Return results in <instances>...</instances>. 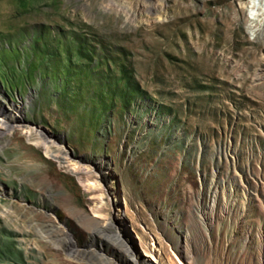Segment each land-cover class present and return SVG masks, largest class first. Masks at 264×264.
I'll return each instance as SVG.
<instances>
[{"label": "rangeland", "instance_id": "1", "mask_svg": "<svg viewBox=\"0 0 264 264\" xmlns=\"http://www.w3.org/2000/svg\"><path fill=\"white\" fill-rule=\"evenodd\" d=\"M262 47L264 0H0V264H264Z\"/></svg>", "mask_w": 264, "mask_h": 264}, {"label": "bare ground", "instance_id": "2", "mask_svg": "<svg viewBox=\"0 0 264 264\" xmlns=\"http://www.w3.org/2000/svg\"><path fill=\"white\" fill-rule=\"evenodd\" d=\"M242 3L245 4V0H242ZM240 11L243 12L244 9L242 8ZM243 42H244V40L239 39V37H237V36L236 37L233 36V38L230 37L229 34H226V30L225 29H221V31H220V37L219 38H216L215 43H216L217 46H220V47L223 46L224 47V49H223L224 51L222 53L225 54V56L219 57L218 58V61L219 62L221 61L223 63H231V62L236 61V59L238 58V62L244 64V66L245 65H253L255 63V61L257 60V55H256V51L257 50L252 51L251 53L249 52L248 54H245V55H241L240 57H238V54L237 53H234L232 57L226 55V51H234L235 52V50L238 47H240L243 44ZM262 48L264 49V47H262ZM263 54H264V52H263ZM260 61L262 63H264V58H261ZM260 78H263V76L261 74L259 75V78L258 79H260ZM2 124L4 126H6V129H8V130H11L12 128H14V126H18V124L17 125H13V124L12 125H9L7 123V120H5V119H3ZM5 132H6V130L3 129V131L0 132V135L5 134ZM7 132L9 133V131H7ZM35 139H37V138H35ZM44 142L46 144V148H47V152H48L49 147H50V144H48L49 141H44ZM57 157H59V156L57 155ZM61 158H62V160L64 162H69V164L73 166V167L72 166L71 167H72V169L75 172H78L79 174L80 173L81 174H85V175L88 176V178L90 176H93L94 175L89 169H87V168H85L83 166H78V165L73 164L71 162V160L69 159V157L66 156V157H61ZM96 168H97V172H98V174L96 173L97 174L96 180L98 181V176H100L101 178L104 179L105 171H102V169H101L102 168V164H99V167H96ZM91 184H90V186H91ZM97 185H99V184L97 183ZM130 258H133L134 259V264L135 263L136 264H154V262L152 261V259L142 258L134 250L131 252L130 257L129 256L126 257V261H128Z\"/></svg>", "mask_w": 264, "mask_h": 264}]
</instances>
